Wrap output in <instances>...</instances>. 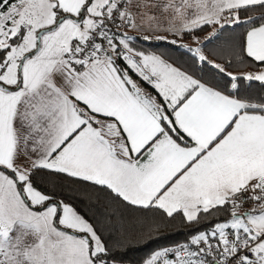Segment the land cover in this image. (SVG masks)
<instances>
[{
    "label": "snow or ice",
    "instance_id": "obj_1",
    "mask_svg": "<svg viewBox=\"0 0 264 264\" xmlns=\"http://www.w3.org/2000/svg\"><path fill=\"white\" fill-rule=\"evenodd\" d=\"M245 82L264 88V0H0V264H122L155 214L195 230L143 264H264V94ZM67 181L109 211L90 222Z\"/></svg>",
    "mask_w": 264,
    "mask_h": 264
},
{
    "label": "trees",
    "instance_id": "obj_2",
    "mask_svg": "<svg viewBox=\"0 0 264 264\" xmlns=\"http://www.w3.org/2000/svg\"><path fill=\"white\" fill-rule=\"evenodd\" d=\"M253 15L257 14L253 13ZM211 31V28H205L204 31L198 32L197 35L202 37L204 35H208ZM180 40L182 42L179 43H183L185 41H191L192 38L186 35ZM219 43L220 41L214 40L204 49L205 54L208 55L209 59H213V56L210 53ZM132 44H134L136 48L143 49L146 52H163L170 58L171 62L181 67L188 68L189 70L196 71L195 68H192L191 61L189 60L188 55L185 54V50L183 48L171 45L163 40L145 41L140 37L134 39ZM208 71L209 70L207 69H205L204 72L197 71V75H206ZM228 71L237 75H241L247 72L258 71V69L238 66L229 68ZM243 87L249 95L259 96L264 94V88L261 87L259 82H256L251 86H249L248 82H245ZM64 183L65 187L63 189L57 190L56 192L57 198L63 199L65 202L73 204V206L76 207V209L90 222L95 223L93 220V212H95L97 215H100L101 212L109 211V209L106 207V197L108 196L106 191L87 183L72 181H67ZM41 187L43 188V185H41ZM90 208L91 211H89ZM126 212L130 215L153 216V213L142 210L126 209ZM155 222L161 225L158 231L149 233L148 230L145 229L138 233H131L128 236L127 252L122 264H143V261L153 251L184 242L186 241L189 233L195 230L194 226H190L187 223L182 222L180 216H176L175 219H172L155 214ZM204 226L206 225H201V227ZM104 235L107 236V233H104Z\"/></svg>",
    "mask_w": 264,
    "mask_h": 264
},
{
    "label": "crops",
    "instance_id": "obj_3",
    "mask_svg": "<svg viewBox=\"0 0 264 264\" xmlns=\"http://www.w3.org/2000/svg\"><path fill=\"white\" fill-rule=\"evenodd\" d=\"M136 0H133V3L135 4ZM125 31H128V34L131 35V36H134V37H141V33L139 32H135L131 29H124ZM164 34V32H160V33H157L156 35H159V36H162ZM149 41H156L154 39L152 40H149ZM133 77L134 80H137V82L139 83L140 87L145 90L147 93L153 95V96H156V92L153 88H151L150 85H148L146 82H143L142 80H139L138 77L135 76L134 73H130Z\"/></svg>",
    "mask_w": 264,
    "mask_h": 264
},
{
    "label": "rangeland",
    "instance_id": "obj_4",
    "mask_svg": "<svg viewBox=\"0 0 264 264\" xmlns=\"http://www.w3.org/2000/svg\"><path fill=\"white\" fill-rule=\"evenodd\" d=\"M162 36H168L169 40L173 38V37H171L168 33H164ZM206 36H207V35H204V36L200 37L201 40H203ZM154 40H155V39H154ZM156 41H157V40H156ZM179 42H182V41L179 40ZM183 43H185V44H187V45H189V46H191V47H195V46H196L195 43L193 42V40H191V41H185V42H183ZM247 73H249V72H247Z\"/></svg>",
    "mask_w": 264,
    "mask_h": 264
},
{
    "label": "built area",
    "instance_id": "obj_5",
    "mask_svg": "<svg viewBox=\"0 0 264 264\" xmlns=\"http://www.w3.org/2000/svg\"><path fill=\"white\" fill-rule=\"evenodd\" d=\"M173 246H175V245H173ZM173 246H167V247H173Z\"/></svg>",
    "mask_w": 264,
    "mask_h": 264
}]
</instances>
